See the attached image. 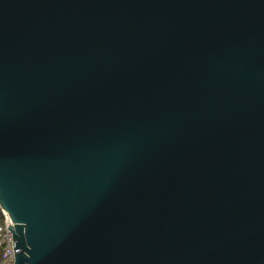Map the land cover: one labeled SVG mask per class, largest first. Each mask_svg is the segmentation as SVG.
Wrapping results in <instances>:
<instances>
[{
    "label": "water",
    "instance_id": "95a60500",
    "mask_svg": "<svg viewBox=\"0 0 264 264\" xmlns=\"http://www.w3.org/2000/svg\"><path fill=\"white\" fill-rule=\"evenodd\" d=\"M12 264H264V0H0Z\"/></svg>",
    "mask_w": 264,
    "mask_h": 264
},
{
    "label": "built area",
    "instance_id": "2783aa9c",
    "mask_svg": "<svg viewBox=\"0 0 264 264\" xmlns=\"http://www.w3.org/2000/svg\"><path fill=\"white\" fill-rule=\"evenodd\" d=\"M7 224L12 226L6 213L0 211V264H12L13 246L9 230L6 231Z\"/></svg>",
    "mask_w": 264,
    "mask_h": 264
}]
</instances>
